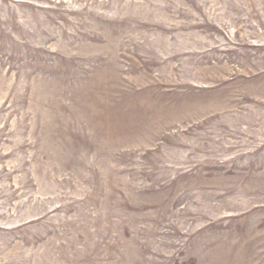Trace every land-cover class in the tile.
Instances as JSON below:
<instances>
[{"label":"rangeland","instance_id":"1","mask_svg":"<svg viewBox=\"0 0 264 264\" xmlns=\"http://www.w3.org/2000/svg\"><path fill=\"white\" fill-rule=\"evenodd\" d=\"M0 264H264V0H0Z\"/></svg>","mask_w":264,"mask_h":264}]
</instances>
